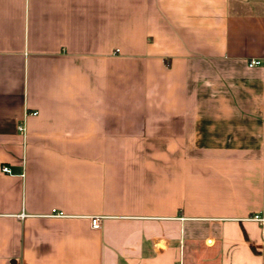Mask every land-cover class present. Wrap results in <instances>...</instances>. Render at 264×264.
<instances>
[{
  "label": "crops",
  "instance_id": "obj_1",
  "mask_svg": "<svg viewBox=\"0 0 264 264\" xmlns=\"http://www.w3.org/2000/svg\"><path fill=\"white\" fill-rule=\"evenodd\" d=\"M254 214L264 0H0V264H264Z\"/></svg>",
  "mask_w": 264,
  "mask_h": 264
},
{
  "label": "built area",
  "instance_id": "obj_2",
  "mask_svg": "<svg viewBox=\"0 0 264 264\" xmlns=\"http://www.w3.org/2000/svg\"><path fill=\"white\" fill-rule=\"evenodd\" d=\"M261 64V60L260 59H251L249 61V66L250 67H254V66H257V65H260ZM36 113V112H34ZM20 129H23L22 126H20ZM2 170L4 172H10V168L8 166H2ZM51 215L53 216H65L66 214L61 211V210H57L56 208H54L51 212ZM21 216H24V214H21ZM251 219L253 220H257L261 223L262 225V236L264 238V217L261 216L260 214H254L253 216L250 217ZM91 224H92V227L95 228V229H99L101 228L102 226V216H92L91 217Z\"/></svg>",
  "mask_w": 264,
  "mask_h": 264
}]
</instances>
